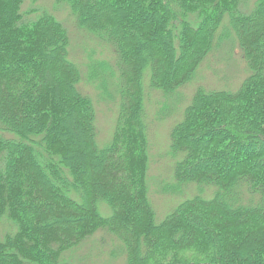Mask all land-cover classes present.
Here are the masks:
<instances>
[{
  "label": "trees",
  "instance_id": "trees-1",
  "mask_svg": "<svg viewBox=\"0 0 264 264\" xmlns=\"http://www.w3.org/2000/svg\"><path fill=\"white\" fill-rule=\"evenodd\" d=\"M235 45L246 79L197 87L170 131L172 182L156 187L195 194L157 221L146 89L177 110L202 63ZM82 82L118 104L102 146ZM119 260L264 264V0H0V264Z\"/></svg>",
  "mask_w": 264,
  "mask_h": 264
},
{
  "label": "rangeland",
  "instance_id": "rangeland-1",
  "mask_svg": "<svg viewBox=\"0 0 264 264\" xmlns=\"http://www.w3.org/2000/svg\"><path fill=\"white\" fill-rule=\"evenodd\" d=\"M82 37H85L84 41L88 44L90 48L89 50H94L92 53L93 58L100 59L103 57H111L112 53L107 48L101 47L94 39H92L91 35L84 34ZM80 39L81 38L76 37L75 34L72 37L73 44L70 51V58H77V60L83 61L87 56H85V52H80L81 48L78 44ZM247 74V66L241 57L237 45H235L233 52L229 56L225 51L219 49L202 63L197 70V75L194 80L190 84L181 88L179 94L182 95L183 100L180 101L181 103L178 105L177 110H171V112L169 111V108H164L163 110V105L165 103L168 104L169 102L163 100L164 97L161 92L146 89L147 97L145 110L148 114L147 133L150 146L148 178L154 189L150 190L149 198L155 207L157 221H161L168 212L176 207L180 200L185 197H191L195 194V190L190 187L180 196L176 194H163L156 187L160 180L169 182L172 179V163L167 155L170 144L169 134L175 124L181 120L182 112L185 106L190 102L195 89L197 87H203L206 90L235 91L242 84L243 80L246 79ZM80 85L82 90L90 95L93 101L96 110L98 143H100L99 146H102L109 141L112 135L118 111L117 101H103L99 97L98 90L94 86L85 82H82ZM145 87L147 88V81H145ZM206 195L210 196V190H207ZM101 209L108 212L107 207L104 205L101 206ZM100 236L101 234L96 237L97 239H92L90 243L99 245L100 242H98V240L100 239ZM105 253L103 254L105 255ZM93 254L95 253L89 255ZM94 262L96 263V259H94ZM107 264H112V261L107 262ZM119 264H123L121 260H119Z\"/></svg>",
  "mask_w": 264,
  "mask_h": 264
}]
</instances>
